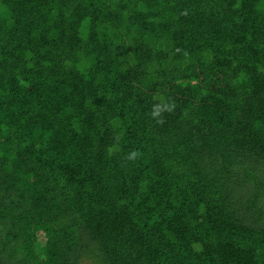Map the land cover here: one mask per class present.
<instances>
[{"label":"trees","instance_id":"trees-1","mask_svg":"<svg viewBox=\"0 0 264 264\" xmlns=\"http://www.w3.org/2000/svg\"><path fill=\"white\" fill-rule=\"evenodd\" d=\"M0 264H264V0H0Z\"/></svg>","mask_w":264,"mask_h":264},{"label":"clouds","instance_id":"clouds-1","mask_svg":"<svg viewBox=\"0 0 264 264\" xmlns=\"http://www.w3.org/2000/svg\"><path fill=\"white\" fill-rule=\"evenodd\" d=\"M158 112H154L153 115H158ZM138 156V153L136 151H133L132 153L129 154V159H136Z\"/></svg>","mask_w":264,"mask_h":264}]
</instances>
